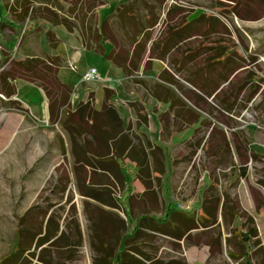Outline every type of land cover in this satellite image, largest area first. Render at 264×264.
<instances>
[{
  "label": "rangeland",
  "instance_id": "374dc122",
  "mask_svg": "<svg viewBox=\"0 0 264 264\" xmlns=\"http://www.w3.org/2000/svg\"><path fill=\"white\" fill-rule=\"evenodd\" d=\"M110 1L117 5L113 7L120 5L117 3L120 0ZM186 1L187 12L195 11L198 15L207 13L205 6L209 0ZM228 1L223 6H213V11L216 14L229 12L227 17H264V0H237L235 8L231 7L235 0ZM0 3L7 5L10 11L8 16H4L5 19L18 17L12 14L14 6L17 8L13 0H2ZM85 4L89 5L88 0H27L30 6L28 17L39 19L46 28L60 22L66 27L74 25L81 32L82 19L86 21L88 18L90 24L98 18L83 14ZM106 12H103V16H106ZM153 13L157 14L154 8ZM64 26L58 25L56 29L62 27L65 32ZM166 30L161 20L152 31L153 39L165 34ZM21 46L22 54L42 56L57 52L63 59L60 72L67 67L78 71L77 62L71 60L69 63L65 57L67 51L64 50L63 40H58V49L54 50L47 41L43 27L27 36L18 35L5 27L0 32V74L11 67L6 60L16 56ZM231 50L237 51L232 46ZM172 61L173 55L166 61H147L144 70L140 71L143 75L134 73L119 84L122 93L137 97L142 95V98L146 96V100H143L146 109L156 112L169 110L160 118L165 149L141 145V139L136 140L139 134L132 135L125 156L136 162L139 171L137 166L131 167L130 176L134 181L129 189L116 190L115 195L121 200L123 208L86 204L74 187L71 201L55 209L56 219L64 226L61 235L42 247L43 240H39L37 235L40 227L46 223V215L36 210L22 213L21 206L46 203L47 190L55 179L46 181L36 196L23 198L19 195V189L22 188L23 193L27 184L32 187L27 190L29 193H32L33 187L35 193L39 188L38 183L21 181V177L26 178V175L17 173V146L19 143L25 145L24 154L29 152L27 148L33 151V146L39 142L44 148L57 140L61 130L51 123V119L33 117L32 110L37 109L44 91L30 81H13L11 87L15 95L10 101L11 107L3 106L0 100V142L4 144L0 152V260L8 256L0 264H38L41 260L45 264H111L110 258L115 256L122 237L133 232L134 223L128 218L127 206L132 208L134 217L149 212L165 219L170 206L193 214L205 201L212 206L216 222L206 228L193 229L186 239L177 240L165 234L149 233L144 228L136 234L132 243L143 251L144 262L141 264H264V97L257 101L238 100L232 103L223 98L220 100L219 96L217 99V96L213 98L199 94L181 77L172 83L164 82L160 78L161 71L173 72ZM91 66L101 73L107 70L108 62L103 56L89 52L81 58L79 67ZM78 82L72 81L76 94L86 88L91 90L89 94L93 99L94 119L100 103L96 102L95 95L99 97L102 88L96 83H82L76 89ZM155 92L168 96L167 103L157 99H151L152 102L148 103ZM0 97L9 100L3 94ZM143 131L149 133L148 127L141 126L139 133L150 140ZM77 134L84 135L83 141L88 139L91 132L81 131ZM151 157L160 160L156 163L151 159L149 161ZM150 176L154 177L158 186L163 181L161 188L141 192L143 187L150 186ZM127 194L130 204L127 203ZM209 199L214 200L210 203L207 201ZM153 210L161 211L152 214ZM23 215L24 250L9 255L16 249L18 217ZM238 229L240 231L237 233ZM242 233L247 234L250 241L241 240ZM101 243L104 244L103 248ZM246 250L249 257L243 259L241 255Z\"/></svg>",
  "mask_w": 264,
  "mask_h": 264
},
{
  "label": "crops",
  "instance_id": "0c3cea01",
  "mask_svg": "<svg viewBox=\"0 0 264 264\" xmlns=\"http://www.w3.org/2000/svg\"><path fill=\"white\" fill-rule=\"evenodd\" d=\"M103 1L104 4L92 8L91 12L87 13V17H90L92 12L97 15L98 27L101 26L102 22L116 8L113 6H117L116 4L113 5L110 0ZM130 1L132 0H120L117 3L127 4ZM216 1H221L223 4L229 3L228 0H209L207 6H205L207 13H202L203 15H198L195 11L184 12V14L188 15L185 18L188 24L186 28H181L180 36L183 35L185 37L178 38L180 41L177 40L176 46L169 51L165 60L157 57H149L150 46L152 44V41H150L139 70L135 74L140 73L143 75L140 71L144 70L147 61L154 59L166 61L173 55L172 63L174 71L171 73L164 70L161 71L160 78L164 82L172 83L176 81L177 77H181L199 94L206 95L208 93L213 98L221 94L219 99L223 98V100L229 102L238 100L257 101L258 99H262L264 97V17H227L226 15H229V12L216 14L210 7L211 5H216ZM173 4L187 8L186 0H165L159 23L161 20L164 22L166 13ZM104 11H107L106 16H103ZM182 15L183 13L178 14L171 19L177 22L182 19ZM64 31L62 27H58L56 29L57 36L63 40L64 50L67 51V55L65 56L67 61L69 63L71 60L77 62L76 66L78 69V71H75L71 67H67L59 73L60 79L72 91L69 100V111L75 113L80 103L90 102V108L95 113L93 99L89 94L91 90L86 88L82 93L76 94L75 90L72 89V86L75 85L72 81H79L75 86L76 89L82 83L84 84L82 82V75L90 67H79V62L82 57L87 56L89 52L101 54L86 47L82 33L77 28H74L72 32L66 29ZM165 35L168 37V32H165ZM103 44L107 52L113 49L112 42L103 40ZM231 46L236 48L237 51H232ZM220 50L223 51V54H221L222 57H218L219 54L217 52ZM58 54L56 52L53 55ZM101 56L105 58L104 55ZM220 59L223 62H217ZM105 60L108 62V67L107 70L101 72L103 79L93 83L100 85L102 88V93L99 95L101 101H98V94L95 95L97 96L96 102H100L98 113L103 111L105 105L111 106L117 110L119 116L124 121L125 135L121 143L116 146V154L114 143L119 141L118 137L108 139L106 136H97L96 133L95 136L89 134L87 136L88 139H83L82 141L81 139L84 135L78 136L77 133L90 130L91 126L97 121L103 130H109V124H103L100 119L96 120L91 117L86 118V122H82L79 117H74L70 123V127L74 126L79 129L77 131L73 129V133H71V129L69 130L67 125L65 128L61 124V116L59 115L51 123L60 127L61 131L59 130L57 140L45 145V150L43 148L44 145L40 142L33 146V151L32 148H27L29 152H26V154L23 152L25 145L23 146L19 143L17 146L18 152L16 155L19 156V160H17V173L19 175H26V178L21 177V181L38 183L37 186L39 188L38 192L35 193V187H33L32 193H29L27 190H31L32 187L27 184L25 189H23L26 193H21L22 188H20L18 191L19 195L23 198L36 196L44 188L46 181L55 179V183L47 190L49 195L46 203L41 205L36 204L35 206L28 204L25 207L22 204L21 206L22 213H28L33 208V212L39 211L41 214L46 215V223L43 225L44 227H40L37 238L39 240L46 236L48 238L42 241L43 244L40 247L51 240L57 239L61 235L64 226L62 227L60 220L56 219L55 209L71 201L72 188L75 187L76 192L84 199L86 204L94 203L102 207L108 206L86 195L84 191L89 190V188L104 189L105 187H109L114 192L113 195L116 196L117 189H129V185L134 181L130 176V172L132 171L130 168L138 167L136 162L129 160L125 156V149L130 144L132 135L139 134V139L136 138V140L141 139V145L145 144L157 150L165 149V145L163 144L165 142L162 141L164 128L160 118L162 115L169 113V110L165 109L156 112L146 109V103L143 101L146 100V96L142 98V95L137 97L129 93H122L119 90V84L132 75L126 76L121 65L109 61L106 58ZM256 65H259L262 69L260 70ZM60 69L61 66L59 67V71ZM199 87H204L205 90H201ZM107 90L112 93L107 92ZM152 96L148 100V103L152 102L151 99H157L159 102L167 103L168 96L166 95L155 92ZM40 99L41 101L37 105V109L32 110L33 117L39 120L41 118L50 120L49 101L45 94H42ZM67 118H65V123L68 122ZM141 126L148 127L149 133L147 131L143 132L145 133L144 136L150 137V140L148 137H143L139 133ZM152 136H155V138L152 139ZM3 146L4 144L0 142V152L4 149ZM150 159L156 163L159 158L151 157L149 161ZM25 164L26 167H24ZM121 180L124 184H122ZM149 184L150 186L143 187L141 192L145 190L153 192L154 189L161 188L163 181L161 180L158 186L154 177L150 176ZM24 208L25 210L23 211ZM157 211L153 210L152 214ZM146 214H149V212ZM21 217L23 218L24 215ZM144 229L149 233H156L149 228ZM38 264L45 263L40 261Z\"/></svg>",
  "mask_w": 264,
  "mask_h": 264
},
{
  "label": "trees",
  "instance_id": "16d2710c",
  "mask_svg": "<svg viewBox=\"0 0 264 264\" xmlns=\"http://www.w3.org/2000/svg\"><path fill=\"white\" fill-rule=\"evenodd\" d=\"M236 1L237 0L234 1L231 7L235 8ZM13 2H15L17 8L14 6L12 14L17 15L18 17L10 20L5 19L6 17H4L6 15L8 16L10 13V11H8V6L4 3H0V32L5 27H8L13 31H16L18 35L22 34L23 36H27L36 29L43 27L48 43L52 44L54 50H57L58 40L60 38L56 34V26H64V24L57 22L48 25L46 28L44 27V24H40L39 19H30V17H28L30 6L27 5V0H13ZM88 2L89 5L85 4L82 7L83 14H85L86 17L87 13L91 12L92 8L104 4L103 0H88ZM164 2L165 0H132L127 4H120L102 22L100 27L97 26L98 18L90 24L88 18L86 21L82 19V25L80 28L86 47L104 55L107 60L121 65L126 76L133 75L139 70L150 41H152V44L150 46L149 57H157L165 60L169 51L176 46L177 40L180 41L182 38L183 35L180 36L181 28H186L188 21H186L185 18L188 15L184 14V12L187 11L186 7L177 4L171 5L166 13V19L163 22L165 29H167L166 32H168V37L162 33L160 37L153 39L152 31L160 21L163 12L162 10L164 9ZM213 6H223V3L221 1H216V5L210 6L212 10ZM150 7L157 10V14L155 13L156 15L153 13V8L152 11H149ZM181 13H183L181 20L176 22L171 19ZM90 17H97V15L92 12ZM26 20H28V24L26 23ZM64 27L69 32H72L74 28H76L74 25ZM103 40L112 42L113 49L111 51L107 52ZM22 49V46L19 47L16 56H12V59L6 60V63L11 67L0 74V94L5 95V97L9 99L3 100L0 97L3 106L11 107L9 106L10 101L13 100L12 97L15 95V91L11 87L12 83L17 79H21L35 83L38 88L44 91L49 101L51 121L53 122L60 115L61 124L65 128L67 125L69 130L71 129V133H73V129L76 131L79 129L74 126L70 127V123L74 117H79L82 122H86V118H93L95 113L93 109L90 108V102L80 103L75 113L69 111V100L72 91L71 88L59 77V67L62 65L63 61L61 56L47 53H44L42 56L33 53L22 54ZM222 52V50L217 52L219 54L218 57H222ZM217 62H223V60L220 59ZM199 88L205 90L204 87ZM107 92L111 91L107 90ZM206 95L210 96L208 93ZM218 96L220 97V95H217V99ZM96 114L97 117L94 119H100L101 123L109 124V130H103L102 126L100 127L97 121L88 131H90L93 136L97 133V136H106L108 139L118 137L119 141L114 143L116 154V146L121 143L122 138L125 135L124 121L119 116L117 110L111 106L105 105L103 111ZM65 118L68 119L67 123H65ZM121 182L124 184L122 180ZM84 192L86 195L101 201L105 206H108L111 209L123 208L121 200L113 195L114 192L109 189V187H105L104 189L89 188V190ZM213 200L214 199H209L207 201H210L211 203ZM129 201L130 197L128 196V204H130ZM125 210L128 218L134 223L133 232L131 235L128 233L126 236L122 237L115 256H111V258L109 257L111 264H141L144 262L142 255L143 251L138 248V245L132 243L133 237L135 238L136 234L141 233L143 228H149L157 233L181 240L188 238L193 229H198L200 227L206 228L216 222L215 214L212 212V206L207 205L206 201L205 204L201 205L196 210L197 212L193 214L186 211H178L170 206L165 219H160L150 214H139L134 217L131 207L127 206V209ZM24 218L25 217H20L18 219L19 226L17 229V241L15 243L16 249L9 255H15L16 252L24 250H22ZM239 231L240 229H238L237 233ZM251 233L252 229H250V234ZM47 238L48 236L41 240H46ZM241 240L250 241L249 236L243 233L241 234ZM99 242H101V240H99ZM101 245L103 248L104 244L101 243ZM7 257L8 256L3 257L0 262ZM241 257L243 259H248V251L246 250L242 253ZM41 262H44V260H41Z\"/></svg>",
  "mask_w": 264,
  "mask_h": 264
},
{
  "label": "built area",
  "instance_id": "2783aa9c",
  "mask_svg": "<svg viewBox=\"0 0 264 264\" xmlns=\"http://www.w3.org/2000/svg\"><path fill=\"white\" fill-rule=\"evenodd\" d=\"M102 79L103 78L101 76V73L99 72V70L96 67H90L82 75V82H84V83L99 82Z\"/></svg>",
  "mask_w": 264,
  "mask_h": 264
}]
</instances>
